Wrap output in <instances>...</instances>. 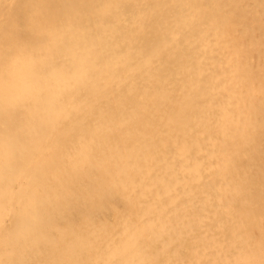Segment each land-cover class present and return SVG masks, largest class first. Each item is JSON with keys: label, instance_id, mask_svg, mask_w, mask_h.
Masks as SVG:
<instances>
[{"label": "bare ground", "instance_id": "bare-ground-1", "mask_svg": "<svg viewBox=\"0 0 264 264\" xmlns=\"http://www.w3.org/2000/svg\"><path fill=\"white\" fill-rule=\"evenodd\" d=\"M21 46L61 75L0 111V264H264V0H0Z\"/></svg>", "mask_w": 264, "mask_h": 264}, {"label": "clouds", "instance_id": "clouds-1", "mask_svg": "<svg viewBox=\"0 0 264 264\" xmlns=\"http://www.w3.org/2000/svg\"><path fill=\"white\" fill-rule=\"evenodd\" d=\"M27 69V71H25ZM43 69V70H42ZM61 70L46 65L40 54L27 46L16 49L9 57L7 64L0 68V111L10 112L18 105L33 100L49 101L54 98L56 77ZM4 158L10 152V138L3 144ZM9 235L7 243H10ZM122 264H147L135 249H129Z\"/></svg>", "mask_w": 264, "mask_h": 264}]
</instances>
